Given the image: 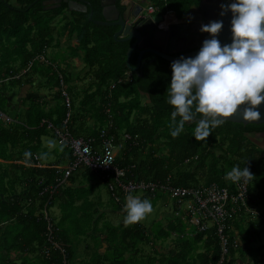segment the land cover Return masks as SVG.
I'll list each match as a JSON object with an SVG mask.
<instances>
[{"label": "trees", "instance_id": "obj_1", "mask_svg": "<svg viewBox=\"0 0 264 264\" xmlns=\"http://www.w3.org/2000/svg\"><path fill=\"white\" fill-rule=\"evenodd\" d=\"M15 1L13 6L9 0H0V264H217L221 257V264H236L235 254H241L240 264H264V148L250 139L264 134V124L226 121L207 140L198 142L193 137L195 124L189 122L173 138L168 127L173 109L165 97L172 63L145 54L133 72L126 65L132 41L114 40L116 28L95 25L88 13L70 11L66 4L48 10L42 5L45 0ZM86 1L92 20L102 21L100 0ZM149 1L157 7L158 16L172 13L184 19L205 0ZM57 18L59 27L54 25ZM56 34L68 40L75 36L76 44L67 48L71 57L81 53L83 78H89L88 83L78 86L71 73L48 59L40 60L49 48L59 49ZM137 56V51L132 54L131 67L137 65ZM13 88H27L31 96L19 100L22 112L10 118L4 110ZM63 92L70 101L67 127L71 134L97 140L99 130L106 128L114 143L122 144L115 165L128 169L127 179L165 182L170 177L176 187L227 186L231 185L225 179L228 171L234 166L248 167L254 176L248 182L246 203L251 213L229 221L227 253L222 256L213 233H194L179 221L169 226L177 233L175 251L164 255L159 241L170 233L162 227L147 233L139 222L125 227V196L120 195L116 203L108 192L112 212L122 216L113 224L94 195L97 180L107 185L99 174L88 170L73 173L54 194L44 192L57 179L51 167L70 160L62 146L53 163L37 155L45 152L42 138L56 139L49 124L55 129L63 125L67 113ZM45 103L51 106L46 109ZM2 115L12 122L7 124ZM123 135L130 139L123 140ZM25 151L33 154L28 163ZM35 155L42 166H35ZM76 173L82 176L78 187L72 185ZM145 197L152 195L141 199Z\"/></svg>", "mask_w": 264, "mask_h": 264}, {"label": "clouds", "instance_id": "obj_2", "mask_svg": "<svg viewBox=\"0 0 264 264\" xmlns=\"http://www.w3.org/2000/svg\"><path fill=\"white\" fill-rule=\"evenodd\" d=\"M221 9V16L232 13V43L221 46L217 37L223 22L212 21L201 26V32L212 38L203 42L198 54L171 64L173 75L165 97L173 109L168 124L173 138L184 132L189 122L195 124L193 137L199 142L207 140L228 118L239 115L244 122L261 120L257 109L264 103V0H234L222 4ZM48 147H55V142L50 140ZM32 155L25 151L24 162H30ZM37 155L46 160L50 153ZM225 179L248 183L254 176L248 167L234 166ZM125 201V227L140 222L153 210L149 199L129 194Z\"/></svg>", "mask_w": 264, "mask_h": 264}, {"label": "built area", "instance_id": "obj_3", "mask_svg": "<svg viewBox=\"0 0 264 264\" xmlns=\"http://www.w3.org/2000/svg\"><path fill=\"white\" fill-rule=\"evenodd\" d=\"M234 2V0H232ZM157 7L150 5L147 7L148 14H154ZM179 21V20H178ZM177 22L172 13L163 16L159 24V28L167 30L169 25ZM40 59L43 60L41 56ZM60 85L63 87V80L59 75ZM65 97V107L67 113L63 125L59 129H55L49 124L56 136L57 142L64 146L69 155L70 160L64 166L54 165L51 168L55 171L57 179L54 184L44 189V192L54 194L58 188L62 187L71 175L79 170H88L99 174L101 179L106 183L108 192L116 203L120 202V195L127 196L132 193L141 192L152 195L164 193L172 200L173 210L171 217L183 223H187L189 227L194 229V233H213L220 245L222 256L227 253V234L228 223L237 218L242 213H251V209L246 206L249 200L248 183L243 180L239 183H231L227 186H219L215 183L209 185H201L197 187H176L171 184L169 177L165 182L137 181L127 179V168H118L115 165V158L122 144H115L113 137L108 133L106 128L99 130L97 140L89 138L74 137L67 122L70 118L71 107L70 101L66 93H62ZM108 127L112 124V117L109 110H106ZM6 123L9 118L1 116ZM123 140H129L128 135H123ZM62 142V144H61ZM37 161V159L35 158ZM35 166H42L38 161ZM255 217L256 213H252ZM47 218V215H45ZM51 236L49 232L48 238ZM223 257L217 264H221Z\"/></svg>", "mask_w": 264, "mask_h": 264}, {"label": "water", "instance_id": "obj_4", "mask_svg": "<svg viewBox=\"0 0 264 264\" xmlns=\"http://www.w3.org/2000/svg\"><path fill=\"white\" fill-rule=\"evenodd\" d=\"M62 0H57L58 6H60ZM64 3L67 4V7L70 11H75L79 13H87L88 9H90V3L86 0H63ZM208 1V0H207ZM212 2H216L215 6L205 8L204 3H201L200 9L201 13H199V17L197 19L191 18L193 13H188L187 16L183 19V21L188 20L189 24H185L184 26H169L168 30H163L158 28L159 23L162 21L163 17L160 16H151L146 12V9L142 7V4H135L134 2L130 4V8L134 7L136 12L132 13V24L125 25L124 20L122 18H115L114 21H96L92 20V10L90 9L88 12V19L92 21L93 24L98 26H109L116 25L119 26V30L114 33L113 38L118 42H126L130 40H134V43L127 50L126 53V65L127 68L131 71L135 72L138 70L142 57L151 53L157 57H160L170 63L175 60L184 58H194L201 47L203 46V42L206 39H211V35L208 33L201 32V26L207 25L212 21H222L223 28L218 35V39L221 43V46L231 44L232 43V32H231V20L232 13L228 11L226 15L221 16L220 13L222 11V4H230L231 0H211ZM101 6L104 8L103 15L104 18L107 19L106 10L109 5H114V0H100ZM142 3V2H141ZM124 8V7H123ZM115 9V7H113ZM208 12V13H207ZM119 13V12H118ZM182 21V19L180 20ZM208 21V22H207ZM192 22L196 25H193L195 28H191L190 25ZM206 22V23H205ZM182 28L184 34L182 36H177V33ZM178 37L183 39L178 40ZM191 40L193 42L191 43ZM187 49L188 52L183 53L177 57L173 56V53L181 52ZM138 51L137 56V65L136 67L130 66V59L133 52ZM243 107V106H242ZM261 113V120L258 122H244L241 116H236L234 118H228L226 121L232 123H241L243 125H260L264 124V103H262L258 109ZM259 135H251V141L255 143V140H258Z\"/></svg>", "mask_w": 264, "mask_h": 264}, {"label": "rangeland", "instance_id": "obj_5", "mask_svg": "<svg viewBox=\"0 0 264 264\" xmlns=\"http://www.w3.org/2000/svg\"><path fill=\"white\" fill-rule=\"evenodd\" d=\"M147 4H148L147 1H146V3L142 2V5H147ZM57 24H58V18L54 21V25L56 27L57 26L59 27L60 25L59 24L57 25ZM56 36H57V34H56ZM65 46H66V44H65ZM66 51L67 50L61 49V48L60 49L49 48L46 51L45 56L48 60H50L52 63H54L59 69H64L65 71H68L70 73V68L72 67V69H74V67L76 65L74 63L71 65V62L69 61V59H65L64 56H66V55L68 57H71L70 52L68 51V53H66ZM62 53L65 55H63ZM76 62L78 64L76 67H78L79 66L78 59H76ZM79 69H80L79 67H78V69L76 68V70H79ZM41 92H43V90ZM17 95H18V90L15 88H13L11 90V92L9 93L10 102L12 104V107L8 106L7 108H5L4 111H5V114H7V116H9L10 118L15 117L16 115L20 114L22 111L20 109V107L17 105ZM55 144H56V142H55ZM97 192L99 193L100 198H101V208L106 211V214L108 216L106 218L109 219L113 224H117L119 221L115 220L114 217L109 216V214H111L112 200L110 198V195L107 191L105 184L99 183V187L97 188ZM131 195L138 196L141 198L143 196V193L136 192V193H132ZM143 199H149L153 205L152 212L150 214H147L145 216V218L139 222L146 230L156 232L158 230V228L162 227L163 225H164V229H165V224L170 225L171 223H173V224L179 223V221H176V220L173 221V219L171 220V218H169L170 217L169 215L171 214V212L173 210V206H172V200L169 198V196L167 194L157 193L154 197H151V198L145 197ZM116 217H118V216H116ZM119 217H122V216L119 215ZM167 232L170 233L168 239L159 241V242H163L164 247L168 246L169 243L172 242L171 238L173 236V232L171 231V229H168ZM262 236H264V233H262ZM81 247H83V245H81ZM144 250L146 252H148V251H150V248L146 247V248H144Z\"/></svg>", "mask_w": 264, "mask_h": 264}, {"label": "crops", "instance_id": "obj_6", "mask_svg": "<svg viewBox=\"0 0 264 264\" xmlns=\"http://www.w3.org/2000/svg\"><path fill=\"white\" fill-rule=\"evenodd\" d=\"M138 1V0H137ZM147 2H148V4L147 5H145L144 7H145V9H147V7L148 6H150V5H153L150 1H148L147 0ZM145 3H146V1H145ZM195 9V8H194ZM153 15H156V16H158V14L157 13H154ZM56 39H58L59 40V49L61 48V49H65V50H67L66 51V53H68V48H67V46H74L75 44H76V38H75V36H72L71 38H70V40H68V39H66V36H64V37H61V36H56ZM64 43H63V42ZM64 44V45H63ZM65 44H66V46H65ZM65 46V47H64ZM46 54V53H45ZM63 54V53H62ZM63 55H65V54H63ZM65 57V59H69V61L71 62V65L74 63L76 66L78 65L77 64V62H76V59H78V62H79V70H76V68L78 69V67H74V69H72V67L70 68V73H71V75H72V77H73V79H74V81H75V84L77 83L78 84V86H82V85H84V84H86V83H88V81H89V78H86V80H84V72H82V68H83V63L81 62V53H78V54H76V56H73V57H68L67 55L66 56H64ZM47 58H46V56H44L43 57V61L44 60H46ZM40 60H42V59H40ZM37 91V90H36ZM27 94H28V89L27 88H23V89H20V90H18V95H17V105L20 107V109L22 110L23 109V107L21 106V103L19 102V100L20 99H23V96H27ZM44 95V94H43ZM28 96H31L30 94H28ZM38 96H41V94H38ZM48 99H50V97L49 96H47V98H46V101L48 100ZM8 106L9 107H12V104H11V102H10V96H9V98H8ZM45 108L46 109H48L51 105H49L48 103H45ZM22 112V111H21ZM106 113V112H105ZM9 118V117H8ZM11 120V119H10ZM87 123L88 124H90L92 121H91V119H90V117H87ZM12 121H10L9 123H7V124H10ZM55 141L56 139H54L53 137H46V138H42V148L45 150V152H49L50 153V155H49V160H48V162L47 163H53V162H55V161H57V158H59L60 157V155H59V151H60V149H59V146L61 147L62 145H60L58 142H57V140L55 141L56 142V144H55V147H53V148H49L48 147V142L49 141ZM63 148H65L64 146H62ZM37 159V157H36V155L34 156V159ZM67 162L65 161V162H63V163H61V165L60 166H64L65 164H66ZM76 175V177H75V182L72 184L73 186H75V187H78L79 185H82V176H80L79 174H75ZM96 184L94 185V187L96 188L95 190H94V195L96 196V197H99L100 198V195H99V193L97 192V188L99 187V183H101V182H99L98 180L95 182ZM85 185H88V184H85ZM107 188V187H106ZM126 197V196H125ZM100 200H101V198H100ZM107 215V214H106ZM114 215V216H113ZM109 216H111V217H114L115 218V220H117V221H120V217H119V214H116V213H113L112 212V210H111V214H109ZM116 216H118V217H116ZM170 217L169 218H171V220L173 219V221L174 220H176V219H174L173 217H171V214L169 215ZM108 217V216H107ZM179 221V220H178ZM177 223V222H176ZM178 224V223H177ZM173 225H176V224H173V223H171L170 225H168V224H165V230H168L170 227H172ZM170 226V227H169ZM163 228H164V225L162 226ZM145 231L147 232V233H149L150 232V230H146L145 229ZM177 232V231H176ZM177 233H173V236H172V238H171V243H169V245L168 246H166V247H164V245H163V243H161L160 244V242H159V246H160V249H161V253H163L164 255H168V254H173L174 253V251H175V244H174V242H173V240H174V238H175V235H176ZM263 238V241H264V237H262ZM168 239V238H167ZM166 242V241H165ZM235 259H237V261H236V264H240L242 261H241V254H235Z\"/></svg>", "mask_w": 264, "mask_h": 264}, {"label": "flooded vegetation", "instance_id": "obj_7", "mask_svg": "<svg viewBox=\"0 0 264 264\" xmlns=\"http://www.w3.org/2000/svg\"><path fill=\"white\" fill-rule=\"evenodd\" d=\"M145 1H147V0H138V1L137 0H114V5H109L107 7V10H106V14H107V17H108L107 19L104 18V15H103L104 8L101 6V18H102L101 20L102 21L111 22V21H114V19L118 17V18H122V20H124L125 25L132 24L133 19H132L131 16H132L133 12H136V9L134 7L130 8V4L134 2L135 4H139L140 5V4H142L141 2L145 3ZM9 2L13 6H16V1L15 0H9ZM202 3H204L205 8H209V7L215 6L216 2H212L211 0H208V1L205 0ZM62 4H66V3H64V1L62 0L61 3H60V6H58L59 4H58L57 0H45V1L42 2L43 7H45V9H48V10L51 9V8L59 9L62 6ZM100 5H101V3H100ZM144 6L145 5H142V7L145 9ZM113 7H115V9H113ZM67 9H68V7H67ZM89 10L90 9H88V11ZM189 13H193V16H191V18L197 19L199 17L198 14L201 13L200 6L198 8L192 9ZM151 16H156V15L151 14ZM195 23H198V22H192L190 24L192 26L191 28H193V29L195 28L193 26V25H196ZM185 24H189L188 20L183 21V19H182V21H180V19H177V22H175L174 24H171L169 26L171 27V26H174V25H178V26L181 27V26H184ZM109 27L116 28L115 32H117L120 29L119 26H116V25H109ZM158 28H159V26H158ZM183 34H184V32H183V30L181 28L179 30V32L177 33V36H182ZM181 39H182L181 37H180V39L178 37V40H181ZM130 41H132V44L134 43V40H130ZM192 42H193V40H191V43ZM183 51H187L188 52L187 49H185ZM183 51H181V52H183ZM177 53H180V52H177ZM147 54H151V53H147ZM174 54H176V53H173L172 55L174 56ZM258 137H259L258 140H255V144L258 145L260 148H264V134H262V135H260Z\"/></svg>", "mask_w": 264, "mask_h": 264}]
</instances>
